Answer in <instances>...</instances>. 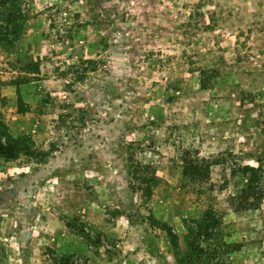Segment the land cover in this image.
Listing matches in <instances>:
<instances>
[{"label":"rangeland","instance_id":"obj_1","mask_svg":"<svg viewBox=\"0 0 264 264\" xmlns=\"http://www.w3.org/2000/svg\"><path fill=\"white\" fill-rule=\"evenodd\" d=\"M21 8L18 40L0 45V120L35 150L0 156V264L72 252L89 264H179L176 252L181 264H264V194L238 210L230 198L243 165L264 193V0ZM201 68L216 72L206 89ZM137 162L154 178L147 198Z\"/></svg>","mask_w":264,"mask_h":264},{"label":"trees","instance_id":"obj_2","mask_svg":"<svg viewBox=\"0 0 264 264\" xmlns=\"http://www.w3.org/2000/svg\"><path fill=\"white\" fill-rule=\"evenodd\" d=\"M22 0H0V45H13L15 41L18 40L20 32V23L22 22L25 12L21 8ZM86 62H93L91 59H85ZM204 68L199 69L198 83L200 88L206 89L209 87L211 79L215 77V71L210 70L208 74ZM35 150L34 143L28 134H23L14 137L7 127V125L0 120V156L5 160L16 159L20 154H31ZM197 161V160H193ZM209 163L208 165H210ZM197 165L195 163H186L187 170L191 168L196 169ZM150 169L148 164L144 163H134L132 165L131 175L135 180L134 188L135 190H140L142 192V197H148V189L153 184L154 178L147 173ZM257 167L251 165H243L241 171L245 177V185L239 190V193L234 196L231 195L230 198L233 199L232 207L236 210L242 208H254L258 205L259 201L263 197V190L260 182V175L257 174ZM235 202V203H234ZM206 222H198L197 227L200 233L206 235H211L215 233L214 227H216V219L213 211H208L205 215ZM203 220V221H205ZM158 228L166 229V232L170 238L171 243L176 248V235L172 233L171 228L166 227L165 222L155 221ZM190 234L194 233L191 227L187 228ZM80 230V229H79ZM210 230V232H207ZM198 231V232H199ZM81 234H84L80 230ZM85 235V234H84ZM190 246L194 244L190 242ZM195 250V249H194ZM175 258L179 264L181 260L178 258L179 253L176 252ZM161 264H167L164 257H162ZM188 259L189 256H188ZM87 257L82 254L69 253L59 256L54 259L53 264H89L87 262ZM197 257L190 261L191 264H197ZM222 262L211 261L208 264H221Z\"/></svg>","mask_w":264,"mask_h":264}]
</instances>
